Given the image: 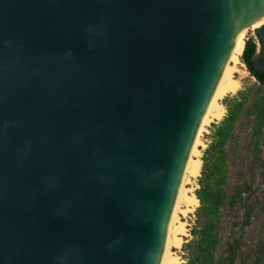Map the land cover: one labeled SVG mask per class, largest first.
Instances as JSON below:
<instances>
[{
  "label": "water",
  "instance_id": "95a60500",
  "mask_svg": "<svg viewBox=\"0 0 264 264\" xmlns=\"http://www.w3.org/2000/svg\"><path fill=\"white\" fill-rule=\"evenodd\" d=\"M255 18L264 72V0H0V264H159L200 118Z\"/></svg>",
  "mask_w": 264,
  "mask_h": 264
},
{
  "label": "trees",
  "instance_id": "16d2710c",
  "mask_svg": "<svg viewBox=\"0 0 264 264\" xmlns=\"http://www.w3.org/2000/svg\"><path fill=\"white\" fill-rule=\"evenodd\" d=\"M246 39L241 58L256 78L257 86L228 95L223 101L226 115L212 124L210 142L202 156L199 187L195 190L200 206L191 230L194 238L184 245L186 264H236L245 260V240L238 233L251 224L256 212L264 211L258 199L252 201L264 145V72L254 67L258 41L254 36ZM247 129L248 134L243 135ZM243 146L247 153L242 152ZM260 252L258 261L264 254Z\"/></svg>",
  "mask_w": 264,
  "mask_h": 264
},
{
  "label": "bare ground",
  "instance_id": "6f19581e",
  "mask_svg": "<svg viewBox=\"0 0 264 264\" xmlns=\"http://www.w3.org/2000/svg\"><path fill=\"white\" fill-rule=\"evenodd\" d=\"M250 25H253V29L257 28V18L252 20L244 29H240L238 27L239 24H237L232 37L233 46L221 65L213 92L200 118L196 135L172 202L165 231L164 248L159 259V264H184L183 258L175 249H180L185 242V238L189 236V223L186 218L200 204L199 199L194 193V188L186 187V183L194 182V179H197L201 174L203 162L200 150V146L203 144L201 135L213 121L221 120L224 117L226 107L220 100L227 94L235 93L241 88V78L237 77L236 73L240 71L238 65H242L241 56L245 48V32Z\"/></svg>",
  "mask_w": 264,
  "mask_h": 264
},
{
  "label": "rangeland",
  "instance_id": "374dc122",
  "mask_svg": "<svg viewBox=\"0 0 264 264\" xmlns=\"http://www.w3.org/2000/svg\"><path fill=\"white\" fill-rule=\"evenodd\" d=\"M250 36H254L255 39L257 40V35L253 29V25H250L245 32V38L247 37L248 39ZM241 61H242V58H241ZM238 68L240 69V71L237 72L236 75L237 77L241 78V82H242L241 88L239 90L248 88V87L257 86L256 78L251 74V72L248 70L246 64L243 61H242V65L241 64L238 65ZM234 94H236V92L227 94L224 98L220 100V102L223 103L224 99L228 95H234ZM226 112H227V108H226ZM226 112H225V115H226ZM218 121L220 120L213 121L210 125H208L204 133L201 135V140L203 142V144L200 146V150L202 153L201 158L203 156L204 150L207 148L208 143L210 142L209 136L212 131V124ZM248 132H249L248 129L245 130L243 135L248 134ZM261 148H262V153H261L262 165L257 167L256 169V174H255L256 178L254 180L255 183L253 184V188H252V190L254 191L253 192L254 195L252 194V201L255 202L258 199L259 206L264 205V145H262ZM242 152H245V153L248 152L247 149L244 148V146L242 147ZM250 175L251 174H249L248 176ZM198 178L194 179V182L186 183L187 185L185 184L186 187L188 188L190 187L194 188V193H195V190L199 187ZM199 206L200 204L197 206L196 210L193 213L189 214L188 218H186V220L189 223V226H188L189 236L185 238V242L180 249H175V251H178L179 255L183 258L184 264H186L187 262V257H186L187 251L184 248V245L194 238L191 233V230L196 225L197 209ZM238 236L242 238V240H245V246H243L242 248V250L244 251L245 260L243 261L240 260L236 264H264V254L262 257V261H258L259 256L261 255L260 250H262L264 253V211L260 210L259 212H256L254 218L251 220V224L247 226L244 229V231H239Z\"/></svg>",
  "mask_w": 264,
  "mask_h": 264
}]
</instances>
